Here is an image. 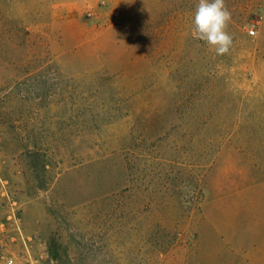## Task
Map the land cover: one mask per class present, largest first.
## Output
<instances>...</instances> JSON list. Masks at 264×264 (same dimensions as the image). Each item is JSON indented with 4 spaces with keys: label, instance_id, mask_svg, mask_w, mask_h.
I'll return each instance as SVG.
<instances>
[{
    "label": "rangeland",
    "instance_id": "374dc122",
    "mask_svg": "<svg viewBox=\"0 0 264 264\" xmlns=\"http://www.w3.org/2000/svg\"><path fill=\"white\" fill-rule=\"evenodd\" d=\"M225 3L217 56L198 0H0V264H264V0Z\"/></svg>",
    "mask_w": 264,
    "mask_h": 264
},
{
    "label": "clouds",
    "instance_id": "9594fccd",
    "mask_svg": "<svg viewBox=\"0 0 264 264\" xmlns=\"http://www.w3.org/2000/svg\"><path fill=\"white\" fill-rule=\"evenodd\" d=\"M231 18L225 0H198L192 21V36L209 45L217 56H224L233 43V37L227 31Z\"/></svg>",
    "mask_w": 264,
    "mask_h": 264
},
{
    "label": "built area",
    "instance_id": "2783aa9c",
    "mask_svg": "<svg viewBox=\"0 0 264 264\" xmlns=\"http://www.w3.org/2000/svg\"><path fill=\"white\" fill-rule=\"evenodd\" d=\"M248 32H249L250 35H254L255 34V32H256L255 24H251L250 25Z\"/></svg>",
    "mask_w": 264,
    "mask_h": 264
}]
</instances>
